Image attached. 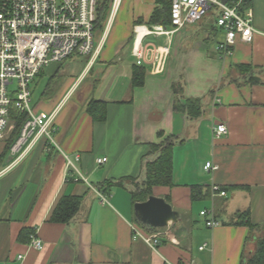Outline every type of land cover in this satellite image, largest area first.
Listing matches in <instances>:
<instances>
[{
	"label": "crops",
	"instance_id": "1",
	"mask_svg": "<svg viewBox=\"0 0 264 264\" xmlns=\"http://www.w3.org/2000/svg\"><path fill=\"white\" fill-rule=\"evenodd\" d=\"M156 6V0H120L95 32L87 61L67 69L71 82L48 107L57 108L56 145L40 138L7 168L12 157L6 138L0 141V264H239L241 254L254 248L260 231L246 242L249 229L230 222L248 209L251 222L264 225V82L247 83L237 67L264 68V0H250L252 40L237 39L230 55L216 49L224 34L214 18L186 23L170 35L144 36V47L168 46L161 72L152 61L136 64L131 53L134 37L146 31L140 29L154 26L149 20ZM141 65L144 84L132 87V69ZM80 79L89 80L76 94ZM172 83L181 86L183 97L202 98L200 116L173 110ZM92 100L104 103V120L86 112ZM219 123L227 132L215 136ZM159 131L182 141L172 149L173 186H154L151 193L170 204L173 219L151 226L133 209L128 178L142 177L143 155L148 144L162 140ZM206 162L214 168L204 169ZM76 172L85 179L74 180ZM122 178L124 184L102 202L100 185ZM213 185L228 188L226 195L212 193ZM192 186L206 193L202 199L191 198ZM62 196L81 197L80 208L67 223L53 222L51 212ZM207 199L210 205L203 206ZM201 210L212 211L219 225L207 227ZM134 226L160 244L134 236ZM22 228L33 230L28 242L18 240ZM33 237L42 241L40 249L30 245Z\"/></svg>",
	"mask_w": 264,
	"mask_h": 264
},
{
	"label": "built area",
	"instance_id": "2",
	"mask_svg": "<svg viewBox=\"0 0 264 264\" xmlns=\"http://www.w3.org/2000/svg\"><path fill=\"white\" fill-rule=\"evenodd\" d=\"M250 0H170V26L161 24L146 29L141 38L134 37L131 53L136 64L152 61L153 70L161 72L164 67L168 46L144 47L141 39L148 34L170 35L184 27L186 23L198 22L210 15L224 34L222 42L216 46L224 55H230L237 39L244 42L252 40V10ZM98 0H0V141L7 138L13 125L10 113L16 110L26 114L15 141L9 147L11 161L7 168L21 161L40 138L55 144L52 137L53 122L57 108L51 112L34 113L31 106L30 85L42 69L53 63L61 62L72 55L87 56L92 53L94 43V22ZM120 0H112L107 21L114 15ZM15 85L11 89V85ZM227 127L219 123L214 128V135L226 134ZM56 145V144H55ZM66 167L73 169L68 156H64ZM79 158L78 154L74 159ZM106 158H97L102 163ZM213 169L206 162L204 169ZM74 180L85 179L80 173ZM212 193L225 196L226 192L213 185ZM97 192V191H96ZM102 202L106 196L97 192ZM206 216L207 227L219 225L213 218L212 211L201 210ZM134 236H144L153 247L160 244L155 236H145L133 227ZM30 245L40 249L42 241L33 237ZM200 246L199 249H202ZM167 264H197L167 263Z\"/></svg>",
	"mask_w": 264,
	"mask_h": 264
},
{
	"label": "trees",
	"instance_id": "3",
	"mask_svg": "<svg viewBox=\"0 0 264 264\" xmlns=\"http://www.w3.org/2000/svg\"><path fill=\"white\" fill-rule=\"evenodd\" d=\"M155 7L149 23L161 24L165 27L170 26V0H156ZM250 1H248L249 5ZM112 0H98L96 19L94 22V34L96 31H102L106 25L107 18L111 9ZM237 67L247 83L261 84L264 82V68L253 66L251 64H239ZM146 75L145 66H135L132 69L131 85L132 87H140L144 84ZM181 86L171 84L173 94V110L181 112L188 118H196L202 114V98H185L181 93ZM212 93V90L209 92ZM86 112L93 120L101 121L105 119V105L101 101H90L86 105ZM27 119L26 114L12 110L10 113V123L13 125L12 130L6 138V150L17 138L20 129ZM158 137H163L161 131ZM182 139L176 135L169 134L162 138L158 143L148 144V150L143 155V175L139 180L136 178H128L133 188L130 189L131 201L134 205L136 202L145 201L152 193L154 186H173L172 182V149L176 143ZM126 179L106 180L100 187L104 195H108L112 188L122 186ZM227 190L228 188H221ZM206 193L201 187H191V198L202 199ZM82 198L75 196H62L54 206L50 220L58 223H67L78 212ZM236 226H246L249 229L246 236V242L249 241L256 232L260 231V235L256 236L254 248L249 252H243L240 256L239 264H264V225L254 224L250 220V212L248 209L237 211L234 219L230 222ZM33 234V230L22 228L18 234V240L28 242Z\"/></svg>",
	"mask_w": 264,
	"mask_h": 264
},
{
	"label": "rangeland",
	"instance_id": "4",
	"mask_svg": "<svg viewBox=\"0 0 264 264\" xmlns=\"http://www.w3.org/2000/svg\"><path fill=\"white\" fill-rule=\"evenodd\" d=\"M204 20L205 23H209L213 20V16L210 15L206 17ZM85 61H87V56L79 57L77 55H73V57L67 58L66 60L58 62L57 64L53 63L50 64L49 66L44 67L42 69V72L39 74V76H37L30 85L32 92V96H31L32 111L35 114L39 113L40 111H44L48 113L51 112L48 108L51 101L52 102L55 101L59 93L64 92L71 82V75L70 73H68L67 69L70 70L78 64H83ZM57 69H59V72L55 73ZM49 80L52 81L49 82ZM88 80L89 79H85L83 83H81V79H80L79 82L81 86L79 87L76 94H79V92L85 86L86 82H88ZM14 87H15L14 84L11 85V89H13ZM198 202L201 203V201ZM202 203L203 206L210 205L208 199Z\"/></svg>",
	"mask_w": 264,
	"mask_h": 264
},
{
	"label": "water",
	"instance_id": "5",
	"mask_svg": "<svg viewBox=\"0 0 264 264\" xmlns=\"http://www.w3.org/2000/svg\"><path fill=\"white\" fill-rule=\"evenodd\" d=\"M222 1L226 2V0ZM133 209L142 223L149 224L151 226L166 224V218L170 216V219H173L174 216L169 203H167L163 198L152 195L145 201L136 202L133 205Z\"/></svg>",
	"mask_w": 264,
	"mask_h": 264
},
{
	"label": "bare ground",
	"instance_id": "6",
	"mask_svg": "<svg viewBox=\"0 0 264 264\" xmlns=\"http://www.w3.org/2000/svg\"><path fill=\"white\" fill-rule=\"evenodd\" d=\"M143 30H146L145 28H142V29H140V32L142 33L143 32ZM137 33V32H136ZM170 219V216H168L167 218H166V220L168 221Z\"/></svg>",
	"mask_w": 264,
	"mask_h": 264
}]
</instances>
